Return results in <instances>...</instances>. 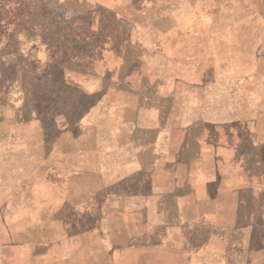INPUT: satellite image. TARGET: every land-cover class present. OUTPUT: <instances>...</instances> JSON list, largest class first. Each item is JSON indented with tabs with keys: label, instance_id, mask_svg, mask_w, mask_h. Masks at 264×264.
Wrapping results in <instances>:
<instances>
[{
	"label": "crops",
	"instance_id": "crops-1",
	"mask_svg": "<svg viewBox=\"0 0 264 264\" xmlns=\"http://www.w3.org/2000/svg\"><path fill=\"white\" fill-rule=\"evenodd\" d=\"M150 2L60 0L82 29L116 15V52L74 36L43 77L40 38L0 57L28 63L12 59L20 98L0 118V206L25 224L3 249L16 264H264V22L234 38Z\"/></svg>",
	"mask_w": 264,
	"mask_h": 264
},
{
	"label": "rangeland",
	"instance_id": "rangeland-1",
	"mask_svg": "<svg viewBox=\"0 0 264 264\" xmlns=\"http://www.w3.org/2000/svg\"><path fill=\"white\" fill-rule=\"evenodd\" d=\"M130 1L141 9L151 4L150 0ZM159 4L169 7H184V23L198 22L200 17L204 22L222 23V27L225 24L232 23L234 38L244 37L246 34L250 39L256 38L258 32H260V29H257V24L264 22V6L260 3L257 5L256 0H251V4L250 0H159ZM66 7L68 6L60 3V0H0V57L5 53L11 54L17 49L19 51L21 49L20 43H23L24 40L40 38L43 44L42 53L46 58V61L43 62L45 65L41 68V76L43 77L46 72L45 68H47L52 57L64 54L66 51L70 52V39L74 36L82 40L98 39L99 54L112 52L113 50L116 52V42L127 36V32L123 28L118 30L114 24H111L114 22V18L117 17L114 14H102L98 30L86 27L82 29L86 15L70 14L66 12ZM225 32L228 33V29ZM185 33L191 35L193 31L185 29ZM189 45L185 46V61L188 63V60L191 62L196 60L195 64L202 71V63L205 60L203 58L199 59L200 56L197 53L191 52V49L196 47L192 45V42ZM95 48L96 46L93 49ZM170 48L173 47L170 46ZM14 57L10 55V62L7 64L0 61V118L1 112L6 116L17 112L15 106H17V98L18 96L20 98V95L16 93L15 88L9 90V87L17 86V79L14 78L12 68ZM207 60L206 69H209V59ZM17 62L19 64L24 62L26 66L28 65L27 61L21 57H18ZM205 74L204 80L208 81V73L205 72ZM23 80H25V86L32 81L31 77L27 75ZM261 98L264 100V95ZM31 103V94H26L24 103L25 118L31 116V113L29 115L27 113L28 109H31ZM11 111L12 113H10ZM26 184L23 186H26ZM2 208L0 206V264L3 262L16 264V255L4 254L3 249L4 247H17L15 236L17 231L22 229L25 224L7 221Z\"/></svg>",
	"mask_w": 264,
	"mask_h": 264
}]
</instances>
